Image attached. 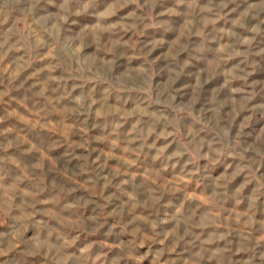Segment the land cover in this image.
Listing matches in <instances>:
<instances>
[{
    "label": "rangeland",
    "instance_id": "1",
    "mask_svg": "<svg viewBox=\"0 0 264 264\" xmlns=\"http://www.w3.org/2000/svg\"><path fill=\"white\" fill-rule=\"evenodd\" d=\"M0 264H264V0H0Z\"/></svg>",
    "mask_w": 264,
    "mask_h": 264
}]
</instances>
